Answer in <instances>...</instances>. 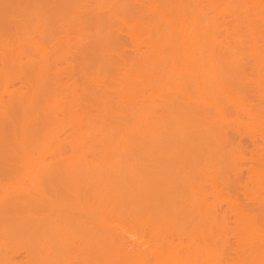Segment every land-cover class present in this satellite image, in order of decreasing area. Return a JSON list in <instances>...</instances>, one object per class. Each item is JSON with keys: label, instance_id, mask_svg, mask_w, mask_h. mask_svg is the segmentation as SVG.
<instances>
[{"label": "bare ground", "instance_id": "bare-ground-1", "mask_svg": "<svg viewBox=\"0 0 264 264\" xmlns=\"http://www.w3.org/2000/svg\"><path fill=\"white\" fill-rule=\"evenodd\" d=\"M250 59L264 0H0V264H264Z\"/></svg>", "mask_w": 264, "mask_h": 264}, {"label": "rangeland", "instance_id": "rangeland-1", "mask_svg": "<svg viewBox=\"0 0 264 264\" xmlns=\"http://www.w3.org/2000/svg\"><path fill=\"white\" fill-rule=\"evenodd\" d=\"M256 60H254L253 59V61L250 59V61H247V63H245V65H244V71H237V72H235V74H234V79H236L239 83L240 82H243V83H245L246 84V87H248V91L249 90H251V92H253V94L255 95V93H257L258 92V88H256L257 87V85H255L256 83L258 84V83H264V71H262V70H260V71H258L257 70V68H256ZM259 75L261 76L260 78H259ZM0 81H1V79H0ZM1 84V83H0ZM264 85V84H263ZM256 86V87H255ZM255 89H256V91H255ZM3 93V94H2ZM1 94H2V96L3 97H1V99L3 98L4 99V97H6L7 98V94H5L3 91H1ZM257 95V94H256ZM2 99V103H3V100ZM5 101H6V99H5ZM5 101H4V103H5ZM2 103H0V104H2ZM4 103H3V105H4ZM6 104V103H5ZM0 108H1V106H0ZM2 109H5V107L3 106L2 107ZM230 110V109H229ZM236 109H233V107L231 108V112L233 113V114H237V110L235 111ZM0 111H1V109H0ZM238 114H241V112L240 111H238ZM242 115V114H241ZM224 123H222V125H223ZM226 125V127H223L222 126V128L223 129H225L226 131H224L222 128V130L224 131V132H226L227 134H228V132H229V136H230V133H232L231 134V136H234L233 138H236V140L241 144V145H243V147L245 146V148H247V147H253L252 145H254V144H256L257 142H259L260 144L261 143H263L262 142V139L260 138L261 136L257 133H253V132H247V133H243L244 131H243V129H241V131H243V132H240V128H239V130H237V128H232L231 127V125H227L226 123L224 124V126ZM228 126V127H227ZM231 129H230V128ZM236 129V130H235ZM239 131V132H238ZM246 132V131H245ZM243 133V134H242ZM254 134V135H253ZM260 137H259V136ZM243 142H245V144H243ZM248 146H247V145ZM247 149H250V148H247ZM237 160V159H236ZM3 180H0V182H2ZM4 183L2 184V183H0V186H1V184H2V188L0 187V199L2 200V198L4 199V196L6 195V193H7V190H8V188H9V186L10 185H8V183H7V181H3ZM5 184V185H4ZM4 185V186H3ZM240 187H242V188H240ZM243 187H244V185H243V183H242V185L240 186L239 185V190H241V191H243ZM231 220V219H230ZM22 253V254H21ZM18 254V255H17ZM14 256H15V258L17 259V258H19L20 257V259H21V256H23V251H19V252H17V253H15L14 254ZM18 256V257H17ZM23 258V257H22Z\"/></svg>", "mask_w": 264, "mask_h": 264}]
</instances>
